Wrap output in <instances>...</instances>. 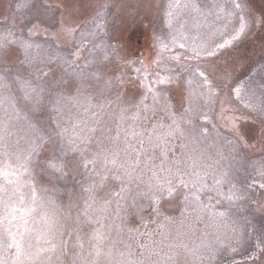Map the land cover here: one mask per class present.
Here are the masks:
<instances>
[{
    "label": "rangeland",
    "instance_id": "obj_1",
    "mask_svg": "<svg viewBox=\"0 0 264 264\" xmlns=\"http://www.w3.org/2000/svg\"><path fill=\"white\" fill-rule=\"evenodd\" d=\"M24 2L25 0H0V35L10 30L15 33L17 39L40 44L43 46L41 55L54 54L56 51L66 54L79 47L80 64H84L86 59H92L93 56L100 59L108 54L112 66L117 69L116 75H124L125 83L122 87L101 91L98 86H94L85 90V95L92 97L93 104L102 103L106 106L104 118L113 128L122 108L128 109L124 113L127 117L136 112L135 105L141 96L147 94L149 98L145 103L152 105L151 94H148L146 86L141 85L140 77L135 72L136 68L143 64L153 74L148 81H144V85L154 79L156 72L161 76L174 74L169 71L172 69L178 72L179 65L194 63L185 59L191 55L192 47L214 48L216 44L230 40L234 29L239 26L238 15L241 14L233 8V0H180L181 4L196 5L199 11H194L191 6L177 9L173 12L174 18H171V22L168 16L169 4L174 0H49L54 10L55 22L50 21L42 25L38 34L30 36L28 29L31 25L26 18L30 17L31 11L17 7ZM236 2L244 5L243 14L249 19L258 18L261 12H264V0ZM58 4L63 6L59 11H55ZM230 12H236V15H228ZM61 20L76 28L72 37L56 35ZM181 43L185 45L184 48L179 47ZM173 56H179L180 60H172ZM157 59L159 63H153ZM212 63L219 66L221 74L231 75L233 87L234 82L251 79V83L246 87L245 100L251 97L250 102L257 103L259 99H264L257 88L264 82V26L252 24L246 34L229 46L218 49V56L210 59L209 66ZM188 78L189 74L184 73L182 80ZM198 84L199 81L193 79L190 85L192 111L189 115L192 123L189 125L182 122L185 136L177 134L169 140L165 167L172 165L175 168L173 162L180 160L179 168L190 172L188 166L192 161L188 156L196 158L201 174L207 173L204 182L208 187L198 193L200 203L197 204L189 196L186 205L183 199L186 192L181 188L170 201L162 202L160 215H157L152 211L147 195H137L146 192L145 185L137 187L133 184L131 190L124 194L125 198L119 201L118 216L116 198L112 197L110 214L103 222L105 231L109 234L106 243L114 242L120 251L139 252L138 246L141 244L148 245L149 248L164 246L167 250L166 245L174 242L186 243L189 248L204 242L205 246L201 247L200 252L209 259L203 264H262L264 256L259 254L256 246L264 226V189L258 185L248 188L247 185L253 177H257V170L264 167V140L255 134L250 121L236 119L242 114H247L249 110L236 99L234 93L229 95L228 87H224L213 102L208 103L201 97ZM171 87L174 86L154 85L155 89L174 97L175 94L168 91ZM181 87L184 88L185 85L182 83ZM254 88L257 90L255 95H252L251 89ZM12 91L17 97L21 95L15 86ZM172 103L176 105L174 111L180 108L176 99L173 98ZM188 106L185 101L184 107ZM17 107L20 109L19 119L11 120L5 115L4 108L0 107V120L8 121L13 132L9 138L10 155L0 156V166L16 165V155L27 151L32 137L25 120L23 101H18ZM163 107L164 100L161 99L155 108V115L151 111L146 114L150 119H139L135 122L128 119L123 126L127 128L135 124L137 130H142L157 122L167 125L171 120L162 110ZM75 111L71 109V113ZM8 112L11 115L10 108ZM68 114L70 113L66 112V115ZM144 115L141 113V116ZM203 115L208 119H203ZM233 124L248 133L245 136L247 146H237ZM66 126L70 127V123ZM204 128L208 131L200 136L199 133ZM193 129L198 136L196 144L190 142ZM185 144L188 145L187 148L182 147ZM193 148L195 152L190 151ZM150 155H154L155 164L160 163L162 156L159 149ZM31 168L37 195L52 196L65 208L69 203L75 204L72 210L75 217L88 195L83 188L91 182L89 174L83 171L75 172L55 181L53 185L49 176L37 166L35 158ZM150 175L151 173L147 172L145 179ZM221 177L222 184L215 186V181ZM115 186L114 182H109L104 189H98L95 196L98 200L108 198L110 190ZM45 189L48 191L45 192ZM230 193H234L231 201L227 199ZM239 196L243 199L235 198ZM220 212H226L227 215H215ZM97 226L81 227L79 234L85 242V250L88 248V234ZM73 244L75 236L69 243V255L63 258V264H71L72 256L78 251L72 247ZM233 248L236 251H232ZM186 259L191 260V257L186 258L182 254L179 264H186Z\"/></svg>",
    "mask_w": 264,
    "mask_h": 264
},
{
    "label": "snow or ice",
    "instance_id": "obj_2",
    "mask_svg": "<svg viewBox=\"0 0 264 264\" xmlns=\"http://www.w3.org/2000/svg\"><path fill=\"white\" fill-rule=\"evenodd\" d=\"M62 6L58 4L55 11H59ZM189 6L194 11H199L196 5L181 4L180 0L170 3V22L174 18L175 10ZM17 7L31 11L30 17L26 18L31 25L28 29L30 36L38 34L42 25L55 22L54 10L49 0H25ZM233 8L241 14L238 15L239 26L234 29L231 39L216 44L214 48L192 47L191 55L185 59L194 63L179 65L178 72L172 69L169 71L174 74L166 76L156 72L154 79L147 85H144V81H148L153 74L143 64L135 69L141 85L146 86L148 94H151L152 105L145 103L149 98L147 94L141 96L135 105L136 112L131 117L124 115L127 108L121 109L114 128L105 121L106 106L102 103L93 104L92 97L85 95V90L94 86L104 91L124 85V75H116L117 69L112 66L108 54L100 59L93 56L80 64L79 47L66 54L56 51L54 54L41 55L43 46L40 44L17 39L10 30L0 35V107L4 108L9 120L19 119L20 109L17 103L23 101L25 120L32 133L27 151L16 155L17 164L0 166V264H63V258L69 255V243L73 236L75 244L72 247L78 251L72 256L71 264H179L182 254L186 258L191 257V260L186 259V264H203L209 259L200 252L201 247L205 246L204 242L192 248L186 243L174 242L166 245L167 250L164 246L149 248L148 245L141 244L138 246L139 252L120 251L114 242L106 243L109 234L105 231L103 222L110 214L112 197L116 198L118 216L119 201L125 198L124 194L131 190L133 184L137 187L145 185L146 192L137 195H147L152 211L157 215H160L162 202L170 201L181 188L186 192L183 197L186 205L189 196L197 204L200 203L198 193L208 187L204 182L207 173L201 174L196 158L188 156L192 161L188 166L190 172L179 168L180 160L173 162L175 168L172 165L165 167L169 140L177 134L185 136L182 122L189 125L192 123L189 114L192 111L190 85L193 79L199 81L200 95L208 103H212L218 92L228 87L229 95L234 93L236 99L249 110L247 114L236 119L250 121L255 134L264 140V99H259L257 103L250 102L251 97L245 100L246 87L251 79L234 82L233 87L230 74H221L219 66L214 63L209 66L210 59L218 56V49L229 46L246 34L252 24L264 26V12L258 18L249 19L243 14L242 3L233 0ZM228 15H236V12ZM44 30L47 31V28ZM75 32V27L61 20L56 35L72 37ZM83 40L82 33L81 42ZM179 47L184 48L185 45L181 43ZM171 59L179 61L180 57L173 56ZM153 63L158 64L159 60H154ZM184 73L189 74L186 80H182ZM182 83L184 88L181 87ZM154 85L174 86L168 90L175 94L174 97L155 89ZM14 86L21 93L19 97L13 94ZM257 88L261 97H264V82ZM256 90L251 89L252 95H255ZM173 98L180 105L176 111L173 110L176 107L172 103ZM161 99L164 100L162 110L166 112L171 123L165 125L157 122L142 130H137L135 124L127 128L123 126L128 119L134 122L150 119L146 114L151 111L155 115V108ZM185 101L188 102V107H184ZM71 109H75V113H71ZM66 112L70 114L66 115ZM141 113L145 115L141 116ZM203 119L207 120L208 117L203 115ZM69 123L70 127L66 126ZM232 130L237 146H247L245 136L248 133L238 129L235 124ZM207 131L206 128L201 129L199 135L203 136ZM12 135L9 122L0 120V156L9 157V138ZM197 141L198 136L193 129L190 142L196 144ZM182 147L187 148L188 145ZM157 149L162 156L159 164H155L154 155H150ZM190 151L195 152V149ZM34 158L37 166L49 176L53 185L55 181L75 172L89 174L91 182L83 188L88 195L75 217L72 214L75 204L69 203L65 208L52 196L37 195L36 185L32 182L31 165ZM147 172L151 175L145 179ZM257 177L251 179L248 188L258 185L264 189V167L257 170ZM109 182H114L116 186L110 190L108 198L98 200L95 192L107 187ZM222 182L223 177L215 181V186L218 187ZM233 197L234 193H230L227 199L231 201ZM235 198L243 199L242 196ZM215 215L224 217L227 213L220 212ZM85 225H98L88 234L87 250L79 234L81 227ZM256 247L259 254L264 256V226ZM232 251L236 249L233 248Z\"/></svg>",
    "mask_w": 264,
    "mask_h": 264
}]
</instances>
